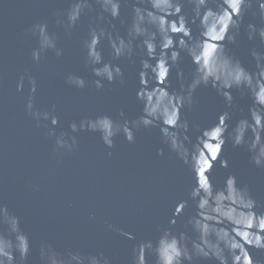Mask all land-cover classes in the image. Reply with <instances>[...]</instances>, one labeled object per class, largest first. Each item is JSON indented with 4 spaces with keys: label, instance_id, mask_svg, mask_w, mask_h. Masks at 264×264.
<instances>
[{
    "label": "water",
    "instance_id": "1",
    "mask_svg": "<svg viewBox=\"0 0 264 264\" xmlns=\"http://www.w3.org/2000/svg\"><path fill=\"white\" fill-rule=\"evenodd\" d=\"M90 2L92 7L81 16L71 33L66 34L63 26L55 23V14L69 6L68 0H0V203L20 217L21 229L29 236L31 252L27 264H41L39 248L42 243L65 255L69 250L85 256L103 252L111 264H132L133 246L142 240H151L155 244L163 228L171 227L175 232L186 231L190 236L194 235L184 225L188 216L195 213L190 198L195 172L190 163L178 158L162 142L159 124L137 130L133 143L122 134L118 135L112 148L102 142L99 133L87 130L71 133L69 124L73 120L79 123L84 117L100 114L118 118L121 110L126 119L133 120L143 109V103L136 96L141 87V59L147 58L140 45L142 38L134 41L135 51L131 58L118 60L113 58L107 39L101 40L99 47L104 61L119 64L124 81L109 83L105 80L99 89L91 85L98 77L85 63L82 44L90 25H99L114 36L119 34L126 38L137 0H121L120 16L111 18L105 13L103 20L98 19L102 11L99 4L95 0ZM181 2L182 14L189 21L193 37L200 38L199 20L192 23L193 5L189 0ZM221 5L223 0H210L214 9ZM141 6L150 7L147 3ZM40 21H47L49 31L56 34L58 46L64 49L62 57L48 51L40 62L32 60L31 51L37 46V40L27 30ZM249 23L264 26L255 0L243 11L236 42L225 40L223 43L230 55L254 72L256 61L251 50L264 52V43L258 36L248 39ZM180 35L176 34L175 38ZM211 43L208 42L206 49H210ZM178 68L183 71L186 81L196 68L184 50L180 51ZM178 68L172 67L169 73L167 86L170 92L180 90ZM68 73L82 76L90 86L84 89L69 86L65 83ZM21 74L36 78L34 105L37 109L45 111L56 106L55 113L60 118V123L55 126L56 133L64 131L77 137V144L71 151L55 152V136L48 135V129L44 127L46 123L51 127L50 122L41 121L37 126L25 111L30 85L26 78L23 90L17 91ZM153 86L155 81L150 80L149 87ZM231 92L233 105L228 108L215 88L210 84L201 85L194 94L192 107L181 109V118L189 122L190 140L186 143L190 149L201 132L211 128L223 111L228 110L231 114L227 121L229 130L237 120L249 116L253 106L250 93L235 88ZM207 146L210 151L213 145L209 141ZM159 149H163L162 155L158 154ZM222 159L228 161V167H221ZM193 161L199 172L201 156L194 155ZM229 174L236 177L238 187L248 189L256 201L254 211L264 213V168L251 162L246 146L234 147L231 140L226 141L208 173L214 190L224 188ZM182 200L188 201V205L174 217L175 206ZM221 211L242 222L248 219L245 215L248 209L239 202L222 206ZM173 218L175 225L170 224ZM108 224L114 228L109 229ZM6 229L7 225L0 223V231ZM116 229L132 232L136 239L130 240ZM248 250L254 261L264 264V249L249 247ZM154 260V255L149 253V264H154ZM192 264L219 262L214 258H200Z\"/></svg>",
    "mask_w": 264,
    "mask_h": 264
},
{
    "label": "clouds",
    "instance_id": "2",
    "mask_svg": "<svg viewBox=\"0 0 264 264\" xmlns=\"http://www.w3.org/2000/svg\"><path fill=\"white\" fill-rule=\"evenodd\" d=\"M189 2L193 5L192 23L197 19L200 23V38L193 37L189 21L182 14L181 0H137L133 5L126 38L119 34L114 36L111 31L99 25L89 26L82 44L85 63L92 67L94 75L98 77L91 82L97 89L103 87L105 80L109 83L124 81L121 66L104 61L99 47L101 40L107 39L113 58L118 60L122 57L131 58L135 51L134 41L142 38L140 45L147 58L141 59V87L136 96L143 103V109L142 114L133 120L126 119L121 110L118 118L108 114L84 117L79 123L73 120L69 128L71 133L81 130L99 133L102 142L112 148L118 135L122 134L129 143H133L137 130L159 124L162 142L178 158L193 167L196 180L190 198L194 202L195 213L188 216L184 227L190 228L194 235L190 236L186 231L175 232L171 227L163 228L155 244L151 240H142L133 246L132 264H149V253L155 257L154 264H185V261L192 264L200 258H214L219 264H229V259L231 264H260L253 260L248 249H264V213L257 214L254 211L256 201L246 187L237 186L234 175L227 176L221 190H214L208 175L227 140H231L234 147L246 146L251 162L264 168V52L255 48L251 50L256 61V71L252 72L239 59L230 55L223 43L225 40L236 42L243 11L251 7L253 0H223V5L217 9L210 6V0ZM255 2L261 19H264V0ZM95 3L102 10L98 19H105V13L111 18L120 16L121 0H95ZM145 3L150 7L141 6ZM68 4L64 11L55 14V23L62 25L66 34L71 33L81 16L92 7L90 0H68ZM27 31L37 40V46L31 51L34 62H40L48 51L56 57L64 55V49L58 46V38L54 32L49 31L47 21L36 22ZM176 34H181L178 39L175 38ZM247 34L249 40L258 36L264 43V26L257 27L249 23ZM209 41L212 42L211 47L206 49ZM181 50L186 51L196 65L187 81L183 71L178 68ZM153 60L155 63H152ZM174 66L178 68L180 90L170 92L167 82ZM26 78L30 85V95L25 111L36 121L37 126H40L41 121L50 122L51 127L47 123L44 127L48 129V135L55 136V152L71 151L77 144V137L64 131L56 133L55 126L60 123L55 113L56 106L41 111L34 105L36 78L21 74L16 85L17 91L23 90ZM150 80L155 81V86L149 87ZM65 83L78 89L90 86L82 76L73 73L66 74ZM209 84L224 97L228 108L233 105V88L246 89L252 97L253 106L249 109V116L237 120L230 130L227 123L230 112L225 110L220 113L217 122L211 128L204 129L190 149L186 143L190 140L189 122L181 118V109L191 108L196 90L201 85ZM209 133L212 135L209 136ZM209 141L213 145L210 151L207 146ZM108 154L111 155V152ZM158 154L162 155L163 149H159ZM194 155L201 156L202 167L199 172L194 167ZM220 165L226 168L228 161L222 159ZM237 202L248 209L245 214L248 219L244 222L221 211L222 206H231ZM187 205L188 201H179L174 209V217L181 214ZM0 223L7 225L6 231H0V264H27L31 252L29 236L21 229L20 217L11 213L3 203H0ZM170 224L175 225L176 219H171ZM108 228L112 229L114 225L108 224ZM116 231L130 240L136 239L132 232L123 229ZM39 254L41 264H111L103 252L85 256L69 250L65 255L43 243Z\"/></svg>",
    "mask_w": 264,
    "mask_h": 264
}]
</instances>
